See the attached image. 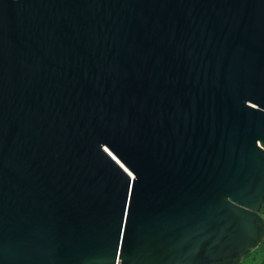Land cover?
<instances>
[{"label":"water","instance_id":"water-1","mask_svg":"<svg viewBox=\"0 0 264 264\" xmlns=\"http://www.w3.org/2000/svg\"><path fill=\"white\" fill-rule=\"evenodd\" d=\"M264 0H0V264H211L261 242Z\"/></svg>","mask_w":264,"mask_h":264},{"label":"trees","instance_id":"trees-1","mask_svg":"<svg viewBox=\"0 0 264 264\" xmlns=\"http://www.w3.org/2000/svg\"><path fill=\"white\" fill-rule=\"evenodd\" d=\"M259 214L263 219V232H264V197L259 208ZM211 264H264V235L259 243L258 247L255 248L247 257L243 260L234 259H223L219 262Z\"/></svg>","mask_w":264,"mask_h":264}]
</instances>
